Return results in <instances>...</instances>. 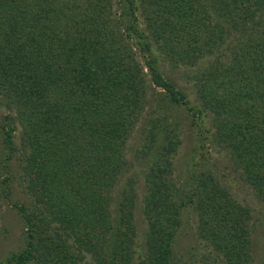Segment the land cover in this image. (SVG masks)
Listing matches in <instances>:
<instances>
[{"label": "trees", "instance_id": "trees-1", "mask_svg": "<svg viewBox=\"0 0 264 264\" xmlns=\"http://www.w3.org/2000/svg\"><path fill=\"white\" fill-rule=\"evenodd\" d=\"M203 63L200 105L184 107L179 90L147 132L170 135L169 150L176 140L164 120L174 110L207 118L264 202V0H0V88L26 138V190L69 226L79 224L76 234L100 264H171L186 195L201 202L200 236L223 262L253 264L246 210L208 181L194 180L190 194L176 196L165 166L146 172L140 256L125 215L134 200L130 182L115 186L128 170L126 145L149 79L170 94L173 71ZM0 130L8 164L15 124L5 119ZM149 146L140 148L141 160ZM31 248L30 241L7 261L28 264ZM56 249L39 254L63 264Z\"/></svg>", "mask_w": 264, "mask_h": 264}, {"label": "rangeland", "instance_id": "rangeland-1", "mask_svg": "<svg viewBox=\"0 0 264 264\" xmlns=\"http://www.w3.org/2000/svg\"><path fill=\"white\" fill-rule=\"evenodd\" d=\"M207 66V63H203L184 71L180 68V73L173 71L176 85L170 94L158 90L149 79L136 116L137 122L132 126L126 145L125 162L128 170L117 179L115 186L130 182L134 200L131 215H125L131 216L134 223V246L138 250V256L144 253L147 229L142 212V200L146 192L145 174L159 165L165 166L163 168L167 170L169 180L175 185L176 196L190 194L194 180L203 179L205 183L208 181L210 186L214 185L222 190L235 206L245 209L250 223L253 264H264V202L244 181L240 169L234 165L225 145L218 141L216 131L209 120L199 114H195L193 118V111L187 114L174 110L167 116L166 121L164 120L168 126L174 128L172 134L176 144L169 150L163 146L168 143L170 135L167 141L159 132H147L148 125L152 124L163 108L173 107L179 90L184 95V107L200 105L201 74ZM5 119L15 124L16 149L13 161L4 163L5 154L0 130V264H11L7 261L9 256L21 255L28 248L30 241L33 249L29 252L28 264L51 263L46 254H39L42 248L44 251L57 248L59 253H55L61 256L63 264H100L101 259L99 260V255L94 254L92 245L83 240V235L76 234L79 224L69 226L64 221V215L61 219L57 214H51L44 205L38 203L39 198L34 192L26 190L27 180L23 163L27 154L26 138L15 105L0 88V124ZM149 144L151 146L148 155L141 160L140 148ZM157 160L165 161L156 163ZM115 197L116 191L113 193V198ZM184 205L179 213L180 225L173 236L171 264H225L213 247L200 236L198 212L201 202L195 197L192 202H188L186 195ZM92 212H96L95 208ZM95 214L93 217L98 220ZM93 217L91 216L92 219ZM27 223L31 224L29 231L25 227L28 226ZM76 237H79L80 241H75ZM35 248L39 251H35Z\"/></svg>", "mask_w": 264, "mask_h": 264}]
</instances>
